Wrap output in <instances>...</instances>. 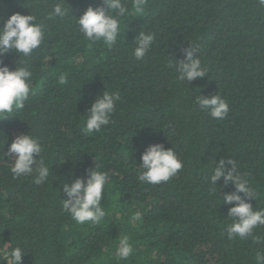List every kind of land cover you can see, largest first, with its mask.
<instances>
[{
	"label": "trees",
	"instance_id": "obj_1",
	"mask_svg": "<svg viewBox=\"0 0 264 264\" xmlns=\"http://www.w3.org/2000/svg\"><path fill=\"white\" fill-rule=\"evenodd\" d=\"M60 0H0V26L13 13L34 15L44 39L29 56L9 51L0 65L32 72L24 107L0 116V250L20 247L21 264H256L264 254V226L247 238L229 239L233 223L222 201L231 183L210 182L215 161L231 158L256 190L249 200L264 208V6L259 0H146L142 16L124 19L117 42L89 43L75 22L101 0H65L63 18L51 16ZM131 7L132 0H122ZM154 34L145 56L133 57L135 37ZM197 48L204 77L178 79L183 49ZM171 64V67L169 66ZM66 73L68 83L58 76ZM118 92L110 124L83 131L87 110L103 91ZM220 95L228 105L212 118L195 102ZM39 139L52 175L14 177L12 140ZM172 148L183 167L167 182L138 179L150 144ZM3 145V146H2ZM34 159H40L34 156ZM99 167L108 185L100 224H77L63 208L62 184ZM140 212L141 219L133 220ZM127 235L133 253L116 256ZM258 238V240H257ZM0 251V264L2 261Z\"/></svg>",
	"mask_w": 264,
	"mask_h": 264
},
{
	"label": "clouds",
	"instance_id": "obj_2",
	"mask_svg": "<svg viewBox=\"0 0 264 264\" xmlns=\"http://www.w3.org/2000/svg\"><path fill=\"white\" fill-rule=\"evenodd\" d=\"M65 0L52 6L51 16L63 18L67 15V9L63 6ZM264 6V0H259ZM146 0H132L128 8L122 0H101L100 5L93 8L89 6L75 22L79 31L89 43L101 41L108 48L116 44L125 18L130 14L142 16L145 11ZM35 16L11 14L0 26V56L9 51H15L23 56H29L33 50L40 47L44 39L43 26L35 22ZM154 34L140 32L135 37L136 47L133 50L135 60H141L154 43ZM197 48L189 46L183 49L184 59L176 64L178 79L191 82L206 75L207 70L202 67L200 59L196 55ZM171 67V64L169 65ZM32 72L27 66L10 70L7 65H0V116L9 117L14 110L24 107L30 92L34 91L30 83ZM58 84L68 83L66 73H61L57 79ZM120 99L118 92L104 90L87 110L84 119L83 131L91 135L100 132L103 126L110 124L111 114L116 102ZM201 110H207L214 119H223L228 113V105L220 95L209 97L198 96L195 101ZM3 146V145H2ZM42 147L39 139L29 134H21L15 137L8 147L5 155L13 160L10 168L14 177L28 176L35 173L34 182L39 185L48 181L52 175L41 157ZM34 156L40 159H34ZM141 171L138 179L147 184H160L174 177L183 167V161L178 159L172 148L166 149L163 144L148 145L141 154ZM95 168L86 170V178H76L70 184H62L63 208L70 214L77 224H100L106 216L101 201L106 193L108 175ZM210 182L215 185L218 180H223L222 187L229 183L233 191L225 192L222 201L226 205H232L228 209V216L233 218L226 231L229 239L239 237L241 239L252 236L253 229L264 226V208L254 210L249 200L256 199V190L250 186L248 179L242 177L237 169L236 162L231 158H221L215 161ZM133 220H140V212L134 213ZM258 240V238H257ZM2 251V261L8 264H21L24 252L20 247L10 251ZM133 253V247L129 237L124 235L119 239L116 256L126 260ZM256 264H264V254L257 253Z\"/></svg>",
	"mask_w": 264,
	"mask_h": 264
}]
</instances>
